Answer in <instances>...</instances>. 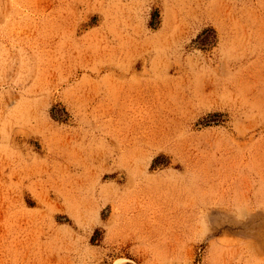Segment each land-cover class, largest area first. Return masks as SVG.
<instances>
[{
  "label": "rangeland",
  "instance_id": "1",
  "mask_svg": "<svg viewBox=\"0 0 264 264\" xmlns=\"http://www.w3.org/2000/svg\"><path fill=\"white\" fill-rule=\"evenodd\" d=\"M0 264H264V0H0Z\"/></svg>",
  "mask_w": 264,
  "mask_h": 264
}]
</instances>
